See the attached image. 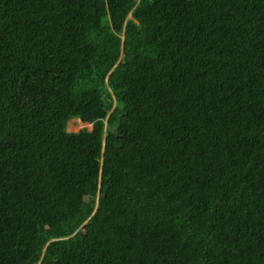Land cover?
Listing matches in <instances>:
<instances>
[{"label":"trees","instance_id":"16d2710c","mask_svg":"<svg viewBox=\"0 0 264 264\" xmlns=\"http://www.w3.org/2000/svg\"><path fill=\"white\" fill-rule=\"evenodd\" d=\"M0 264H264V0H0Z\"/></svg>","mask_w":264,"mask_h":264},{"label":"rangeland","instance_id":"374dc122","mask_svg":"<svg viewBox=\"0 0 264 264\" xmlns=\"http://www.w3.org/2000/svg\"><path fill=\"white\" fill-rule=\"evenodd\" d=\"M87 124H81L80 122H78V120H76V123L75 124H69L68 125V129L69 130H73V131H76L78 130L79 128H81L82 126H86ZM91 127V126H89Z\"/></svg>","mask_w":264,"mask_h":264},{"label":"water","instance_id":"95a60500","mask_svg":"<svg viewBox=\"0 0 264 264\" xmlns=\"http://www.w3.org/2000/svg\"><path fill=\"white\" fill-rule=\"evenodd\" d=\"M87 126H88V128H91V127H89V126H91V124H87Z\"/></svg>","mask_w":264,"mask_h":264}]
</instances>
